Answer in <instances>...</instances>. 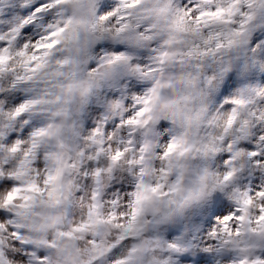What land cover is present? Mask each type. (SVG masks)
Wrapping results in <instances>:
<instances>
[{
    "label": "snow or ice",
    "instance_id": "1",
    "mask_svg": "<svg viewBox=\"0 0 264 264\" xmlns=\"http://www.w3.org/2000/svg\"><path fill=\"white\" fill-rule=\"evenodd\" d=\"M0 264H264V0H0Z\"/></svg>",
    "mask_w": 264,
    "mask_h": 264
}]
</instances>
